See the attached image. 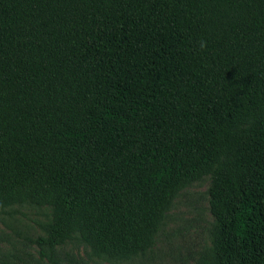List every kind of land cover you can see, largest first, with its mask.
<instances>
[{
	"label": "trees",
	"instance_id": "16d2710c",
	"mask_svg": "<svg viewBox=\"0 0 264 264\" xmlns=\"http://www.w3.org/2000/svg\"><path fill=\"white\" fill-rule=\"evenodd\" d=\"M203 177L196 264H264V0H0V214L50 209L44 264L145 253Z\"/></svg>",
	"mask_w": 264,
	"mask_h": 264
},
{
	"label": "rangeland",
	"instance_id": "374dc122",
	"mask_svg": "<svg viewBox=\"0 0 264 264\" xmlns=\"http://www.w3.org/2000/svg\"><path fill=\"white\" fill-rule=\"evenodd\" d=\"M209 177L184 188L165 215L155 242L145 253L123 261L91 255L68 241L56 248L62 264H196L211 245L214 219L209 211ZM50 219L48 207L19 205L0 214V264H44L35 240L45 234L38 224Z\"/></svg>",
	"mask_w": 264,
	"mask_h": 264
},
{
	"label": "clouds",
	"instance_id": "9594fccd",
	"mask_svg": "<svg viewBox=\"0 0 264 264\" xmlns=\"http://www.w3.org/2000/svg\"><path fill=\"white\" fill-rule=\"evenodd\" d=\"M206 45H207V42L206 41H200L199 42V47L201 50L205 49L206 48Z\"/></svg>",
	"mask_w": 264,
	"mask_h": 264
}]
</instances>
